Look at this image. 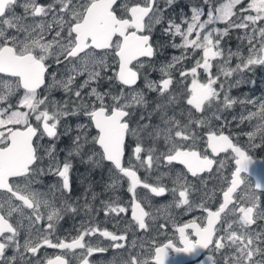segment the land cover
<instances>
[{
	"label": "snow or ice",
	"instance_id": "snow-or-ice-1",
	"mask_svg": "<svg viewBox=\"0 0 264 264\" xmlns=\"http://www.w3.org/2000/svg\"><path fill=\"white\" fill-rule=\"evenodd\" d=\"M256 67L264 0H0V264H264Z\"/></svg>",
	"mask_w": 264,
	"mask_h": 264
},
{
	"label": "flooded vegetation",
	"instance_id": "flooded-vegetation-1",
	"mask_svg": "<svg viewBox=\"0 0 264 264\" xmlns=\"http://www.w3.org/2000/svg\"><path fill=\"white\" fill-rule=\"evenodd\" d=\"M254 157H260L264 159V150L260 151L259 153L254 152L253 153ZM255 168H261L262 170H264V167H253ZM262 170H254L253 172V176L252 179L255 180L257 178L260 177V175L262 174ZM125 189H121V196L122 199H124L125 201L128 199V197L126 195H124ZM77 195H80V193L78 192ZM217 195H219V192L217 191ZM99 207V205H97ZM196 215H199V213H196ZM89 219V217H86L83 212L80 213L79 216H73V215H68L65 217V219L63 221H61V228H60V234L62 236H69V238L72 235H75V231L74 229H77L80 227L81 223L84 221H87ZM93 222L94 223H98L99 225H101L102 227H107L110 231L112 230H119L122 228V224H115V222L111 219V218H105L103 216L102 213H100L99 215H95L92 217ZM187 219V217L185 218ZM169 235H171V233H169ZM164 237H160V240H163ZM104 243H107V241H104ZM56 254H59V250L56 249H47L44 250V255L46 256H54ZM112 255V253H108L105 254V258H110V256ZM100 257L98 256L97 259H99ZM170 264H199L200 261V257L197 256H189L187 254H178L175 252L170 253Z\"/></svg>",
	"mask_w": 264,
	"mask_h": 264
},
{
	"label": "rangeland",
	"instance_id": "rangeland-1",
	"mask_svg": "<svg viewBox=\"0 0 264 264\" xmlns=\"http://www.w3.org/2000/svg\"><path fill=\"white\" fill-rule=\"evenodd\" d=\"M184 2L188 3L189 0H184ZM217 26L223 27V25ZM233 35L234 44L231 46L233 49H235L238 44L236 39L237 34ZM243 80L248 81V83H241L238 87H234L232 89V95L240 98H244L245 96H253L257 99L264 96V67H256L252 71L244 73ZM260 151L261 150H256L255 152L260 154Z\"/></svg>",
	"mask_w": 264,
	"mask_h": 264
},
{
	"label": "water",
	"instance_id": "water-1",
	"mask_svg": "<svg viewBox=\"0 0 264 264\" xmlns=\"http://www.w3.org/2000/svg\"><path fill=\"white\" fill-rule=\"evenodd\" d=\"M255 159H256V164H254L253 167H264V160H262L261 158H255ZM257 169L262 170L261 168H255L254 170H257Z\"/></svg>",
	"mask_w": 264,
	"mask_h": 264
},
{
	"label": "trees",
	"instance_id": "trees-1",
	"mask_svg": "<svg viewBox=\"0 0 264 264\" xmlns=\"http://www.w3.org/2000/svg\"><path fill=\"white\" fill-rule=\"evenodd\" d=\"M234 35L231 34V38L233 37ZM231 43H234V40L230 39Z\"/></svg>",
	"mask_w": 264,
	"mask_h": 264
}]
</instances>
